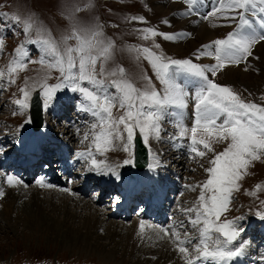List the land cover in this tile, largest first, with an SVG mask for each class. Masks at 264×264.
I'll return each mask as SVG.
<instances>
[{
  "label": "rangeland",
  "instance_id": "1",
  "mask_svg": "<svg viewBox=\"0 0 264 264\" xmlns=\"http://www.w3.org/2000/svg\"><path fill=\"white\" fill-rule=\"evenodd\" d=\"M218 6L219 0H197L191 14L184 15L188 11L185 0H0V40L4 42L3 50L0 51V70L5 72L4 77L0 78V139L2 136L6 137L8 139L7 146L9 145V148H6L5 145L4 151L16 149V155H19L21 148L30 143L39 142L38 147L43 145L52 147L53 145L50 143L52 140H56L61 141L67 149L74 150L77 157L80 152H84L83 155L80 154L79 164L73 170V173L78 174L77 179L65 183L61 179L59 184L62 185L49 189L64 195H56L57 197L51 200L49 196L51 193L47 194L49 190L45 189L44 191L43 188L32 182L33 180L30 182L22 181L21 183V187L25 191L28 192L31 188H35L40 195L44 194L43 197L41 195V199L45 196L52 201V207L56 210H54L56 215L51 217L54 218L52 221L54 223L49 222L47 225H43L38 222L39 225H35L34 222L20 221L15 219L14 215L16 216V214L14 212L12 217L7 213L6 207L4 209L0 205V264H138L136 260L140 256L142 257H140L141 260L151 259V262L146 261V259L142 260L140 264H157L160 259L161 263L168 264V261H165L168 257L162 255V250L167 247L176 248V245L172 246L171 238L168 236L165 238L164 234L159 231L161 226L147 216H138L137 212L146 211L145 208L147 203L151 201L152 194L159 193L164 197L169 195L168 198L171 200L165 203L166 208L172 205L171 210L174 209V214L170 216L173 219L163 222L165 225L163 228L170 231L175 228L180 232L181 237L187 232L193 238V243H196L199 233L189 223V218L194 217V213H187L183 210L193 207L191 203L194 197L198 200L201 190L198 186L208 179L209 174L205 169L211 166L209 160L214 156L213 153L209 152L201 158L192 153L190 144L186 145V141L190 138L180 137L167 112L160 121V138L156 139L154 136H150L147 144L142 140L149 154L147 171L135 172L132 163L124 164L125 160H133L134 145L129 151H125L124 143L126 140L116 139L112 145H102L101 150H97L93 137L101 130L99 118L82 110L87 101H84L79 92H73L70 88L56 92L51 101L58 103H54L48 110L43 111L44 127L40 130V134L32 135L29 106L22 109L15 101L24 98L21 89H26L30 96L38 91L42 102H44L42 89L39 85L42 83L48 85L59 83L60 73L46 66L52 58L44 55L39 44L31 42L37 39V33L33 31L26 34L22 25H17L13 17L19 16L21 19L32 17L38 25L47 29L57 41H60L62 36L69 34L71 30L69 16L72 14H74L75 20L84 26L99 25L104 36L115 44L114 57L106 64V69L112 70L123 67L127 79L137 88L143 89L147 86L148 81L145 79L147 77L150 78L156 90L161 91L163 85L157 79L149 61L143 56L137 59L136 53L130 52L129 49L147 47L153 52L171 59H190L196 64L215 65L217 62L214 57L200 55L197 58L206 46L205 42L203 43L198 39L199 27L204 26L212 33L213 38L208 42L210 45L215 40L225 39L229 33L236 32L238 26V20L224 18L225 16L236 15V12H224L217 14V16L204 18ZM77 9L80 10L76 11ZM259 15L264 14L258 13ZM133 17H142L144 22L139 19L134 20ZM195 18L198 20V24L188 28L185 25L187 21L195 20ZM257 18L252 17L251 19L257 32H262L264 30H261L259 25L255 23ZM145 28H153L158 33L172 34L177 38L166 40L163 36L157 35L143 39L144 33L141 30ZM69 43L74 44L75 41H69ZM262 43L263 45H261ZM154 44H159L160 47L155 48ZM256 44L252 47V54L245 61L238 65L230 64L234 68H232L234 71L232 77L226 78V76L220 75L221 70H218L214 77L211 73H208V76L215 83L230 87L246 102H254L264 106V57L262 54H258V50H256L260 48L258 45L264 48V40ZM21 46L27 52L24 61L26 69L18 70L10 78L7 74V68L13 59L18 58L16 50ZM42 58L45 60L44 64L28 62L40 61ZM97 71H99V65H97ZM180 75L181 77L186 76L183 73ZM10 79L14 80V83L10 82ZM84 86L91 88L87 82L84 83ZM196 86L199 85L195 84L194 87ZM108 92L117 94L114 88H109ZM30 101L31 97L28 100V105H30ZM57 105L58 107L62 106V111L66 110L67 107L74 109V113L78 115L77 124L70 126L66 120L56 117L57 112L55 115L53 112L50 116L51 110L53 111ZM112 114L118 119L124 115V109L117 105L112 109ZM94 125H96L95 128ZM47 137L51 140L46 139ZM177 138H181V140ZM212 146L215 152L219 153L227 147V142L213 143ZM89 152L93 154L89 156ZM74 154L70 152L71 156ZM93 157L104 162L101 165L104 172H97L93 168L91 163ZM156 161L157 163H155ZM149 165H153V167L150 168ZM108 168L113 171H108ZM149 173H153L154 181L152 177H149ZM248 173L238 182L239 190L232 192L228 210L221 213L220 222L235 220L237 227L243 229L232 247L252 243L244 247H247L249 251L243 250L241 256L233 259L234 262L246 263L247 259L252 258L251 260H259V264H264V260H262L264 258V237L262 236L264 232L261 228L264 225V220L257 214L258 212L264 213V158L254 161L248 169ZM142 183L149 184V186L150 183L152 184L148 189L143 188L146 191L145 196L141 198L142 202L133 206L131 208L132 213L129 215H116L115 210L120 208V212L123 213L127 209L124 205L127 203L126 201L120 207L119 205L123 202L128 187L135 184L138 187H148L146 184L142 186ZM95 185L105 188L97 190ZM257 185L262 187L257 190ZM10 187L12 189L15 186ZM87 187L91 189L84 192V188ZM59 188H67L70 191H61ZM151 189H155L157 192L153 193ZM5 190L8 189L5 188L3 191L5 192ZM70 195L74 197L71 198ZM15 196H18V193ZM26 196L30 197L31 195L27 194ZM29 200L26 198L24 201L29 203ZM46 200L43 201L47 203ZM77 200L82 202L79 203ZM44 209L50 213V207L44 206ZM129 212L130 209L127 214ZM236 218L240 219L237 220ZM91 220L97 222L95 227L100 225L98 230L91 228L92 225H88ZM142 221L145 224L144 233H138L133 227H136L138 223L141 225ZM148 225H152V227L149 228ZM87 226H89L88 229L90 230L88 231L91 235L89 240L85 239V242L89 241L90 246L76 244L77 240L71 241L66 237L70 232H77L74 235L79 238L82 237ZM109 231L112 234L115 233L116 237H111ZM145 233L152 234V237L156 233L157 238L161 241L158 242L159 248L153 251L154 253H149L150 255L145 251V248L150 249L146 246ZM161 237L163 238L161 239ZM163 247L164 249H162ZM136 252L138 253L136 254ZM183 263L186 264L185 259Z\"/></svg>",
  "mask_w": 264,
  "mask_h": 264
},
{
  "label": "snow or ice",
  "instance_id": "2",
  "mask_svg": "<svg viewBox=\"0 0 264 264\" xmlns=\"http://www.w3.org/2000/svg\"><path fill=\"white\" fill-rule=\"evenodd\" d=\"M185 3L188 5V11L184 15L191 14L197 0H185ZM224 12H236V15L224 18L238 20L237 31L229 33L225 39L215 40L205 46V49L211 50L200 52L197 56V58L200 55L214 57L217 62L215 65L196 64L190 59H171L147 47L129 49L130 52L136 53L137 59L143 56L149 61L157 79L163 85L162 92L156 90L150 78L145 77L148 84L141 89L127 79L123 67L106 69V64L114 57L115 44L104 36L101 26H84L76 21L72 14L69 16L71 22L69 34L57 41L32 17L24 19L19 16L13 17L17 25H22L26 34L33 31L37 33V39L31 42L39 44L44 55L52 58L46 66L60 73L59 83L39 85L44 96L45 108L61 89L70 88L73 92H79L84 101H87L82 110L90 112L100 121L101 130L93 137L98 151L101 150L102 145H112L116 139L126 140L124 150L129 151L137 129L145 144L150 136L159 139L160 121L168 109L187 107L189 93L177 82V74L183 73L197 78L199 86L194 94V124L190 129L182 124L178 127L181 138H190L192 153L201 158L209 152L214 154L209 160L211 166L205 169L209 177L198 186L201 190L197 203L191 208L184 209L187 213H194V217L189 218V223L197 229L199 238L193 243V238L187 232L181 237L180 232L175 228L171 231L167 228L159 230L164 236L171 238L172 243L176 245V251L182 254L186 264H198V262L229 264L234 258L243 254V244L232 247L243 229L237 227L235 220L220 222V216L222 212L228 210L232 192L239 190L238 182L249 174L248 169L253 162L264 158V106L246 102L230 87L217 84L208 76V73L213 77L216 76L217 71L228 64L238 65L245 61L252 54V47L264 40V31L257 32L251 19L258 17L255 23L264 30V15L258 16V13L264 14V0H219V6L204 18ZM132 19L144 22L142 17ZM141 31L144 33L143 39L157 35L163 36L166 40L177 38L172 34L158 33L153 28H145ZM3 47L4 42L0 40V51ZM154 47L160 46L154 44ZM16 51L18 58L13 59L7 68L10 78L18 70L26 69L24 61L27 52L23 46ZM28 62L44 64L45 60L42 58L40 61ZM4 75L5 72L0 70V78ZM10 82L14 83V80L10 79ZM85 82L91 85V88L85 87ZM109 88H114L117 94L109 93ZM21 92L24 98L16 100L15 103L24 109L29 106L30 93L26 89H21ZM117 105L124 109V115L118 119L112 114V109ZM93 127L95 128L96 125ZM85 138L87 139V136ZM223 142H227V147L224 151L216 153L213 143ZM88 155L91 156L92 153L89 152ZM91 163L97 172H104L101 168L103 161H97L93 157ZM130 163L132 160L124 161V164ZM108 171L113 170L108 168ZM7 182L9 186L22 183L11 175L7 176ZM36 184L40 187H52L42 179H38ZM261 187L257 185V190ZM61 191L68 192L70 189L65 188ZM3 195V190H0V197ZM257 214L264 220V213ZM148 227L151 228L152 225ZM144 229L145 224L142 221L140 232L143 233Z\"/></svg>",
  "mask_w": 264,
  "mask_h": 264
},
{
  "label": "bare ground",
  "instance_id": "3",
  "mask_svg": "<svg viewBox=\"0 0 264 264\" xmlns=\"http://www.w3.org/2000/svg\"><path fill=\"white\" fill-rule=\"evenodd\" d=\"M175 9V8H174ZM165 13V12H164ZM176 14V13H175ZM196 23L198 24V20L195 18V20H191V21H187V23L185 24L186 26H188V28H190V27H193V26H195L196 25ZM198 34H199V36H198V39L200 40V41H202L203 43L205 42L206 43V46L207 45H209V41H211V38H213L211 35H212V33L209 31V30H207L206 28H204V26H202V28L201 27H199V29H198ZM260 44V43H259ZM257 45V44H256ZM261 45H263V43L261 44ZM261 45H258V47H260L259 49H256V50H258V54H262V57H264V48H262V46ZM190 46V45H189ZM205 48V47H204ZM177 49V48H176ZM206 50H209V49H203V52L204 51H206ZM211 61H214L213 59H211ZM233 67H231L230 66V64H229V66H226V67H224L222 70H221V74L220 75H224V76H226V78H230V77H232V75H234L233 73H234V71H233V69H232ZM240 68V67H239ZM243 68V67H242ZM240 71V70H239ZM238 72V71H237ZM239 74V73H238ZM184 75H186V74H184ZM185 77V78H184ZM184 77H181V75L180 74H177V77H176V79H177V82L178 83H180L184 88H185V90L189 93V96L187 97V107L186 108H184V109H179V108H170V109H168V114L167 115H169L170 116V120H171V123L173 124V127L176 129L177 128V130H178V132H180V129H179V127H178V125H184V126H186V127H188L189 129L193 126V124H194V113H195V100H194V91L196 90V88H197V86L196 87H194L195 86V84L196 85H199V84H197L198 83V80L196 79V78H194V77H191V76H184ZM163 91V89L161 90V92ZM39 101H41V104L43 103L42 102V100H40L39 99ZM32 100L30 101V105H29V113H31L32 111L30 110L31 109V107H32ZM43 111L44 110H40V111H38V112H36L35 113V115L36 116H34V117H31L30 116V122H35V123H42V122H44V117H43ZM60 111V109H59V107H58V105H57V107H55V108H53V111L51 110V112H50V116H51V114L53 113V112H57V115H58V112ZM47 116V115H46ZM50 120H51V118L50 117H48ZM66 120V119H65ZM40 121V122H39ZM68 123V122H67ZM42 127H43V125L41 126V129H42ZM64 127H66V126H64ZM46 131H47V133H49L48 132V130L46 129ZM42 136V135H41ZM73 137V136H72ZM176 137V136H175ZM39 138H41L42 139V137H39ZM48 138V137H47ZM74 138V137H73ZM172 139V138H171ZM177 139H179V140H181V138H177ZM50 140H51V138H50ZM143 140V139H142ZM185 140V139H184ZM190 140V139H189ZM189 140H185L186 141V145H189L190 144V141ZM49 141V140H48ZM58 143H60L59 141H56V140H52V142L50 143L51 145H53L54 146V144L55 145H57ZM182 143V142H181ZM32 144V146H30V147H28L27 149L28 150H32V152H35L36 150H37V148H39L41 151H42V153L41 154H45V153H47V154H45V156L46 157H49L50 158V156H52L53 157V153H55L54 151H53V148L52 147H49V146H47V147H45L46 145H43V146H39L38 147V144H39V142H37V143H31ZM49 144V145H50ZM64 145V144H63ZM68 146V145H67ZM170 146V145H169ZM185 146V145H184ZM26 147V146H25ZM25 147H23V148H25ZM36 147V148H35ZM45 147V148H44ZM44 149H46V151H44ZM48 150V151H47ZM177 150H178V148H177ZM38 151V150H37ZM182 151V150H181ZM92 153V152H91ZM93 154V153H92ZM179 154V153H178ZM60 157H63V153H61V156ZM155 159V158H154ZM54 160V159H53ZM97 161L99 160V159H96ZM153 160V159H152ZM156 160V159H155ZM69 162H70V160H69ZM147 163H148V160H147ZM155 163H157V161L155 162ZM158 165V164H157ZM138 171H140V170H138ZM149 172H151V171H149ZM148 173V172H147ZM73 174V173H72ZM105 174V173H104ZM150 174V175H149ZM148 175H149V177H152L153 179V181L155 180V177L154 176H152V174L153 173H149ZM3 177V178H2ZM159 178V177H158ZM92 183H93V181H92ZM94 184V183H93ZM38 187H40L39 185H37ZM152 186V184L150 183V187ZM5 188H7L8 190H5V192L3 191V193H4V195L2 196V197H0V205H2L3 206V208L5 209V207H6V211H7V213H9L11 216H12V213L14 212L15 214H16V216L14 215V217H16L15 219H17V220H20V221H23V220H25L26 222H34V224L35 225H39L38 224V222H40L41 224H43V225H47L49 222H51V223H54V222H52L53 220H54V218H51V217H53V216H55L56 214H55V212H54V208L52 207L53 205L51 204V200H53V198L54 197H57L56 195H64L63 193H55L54 191H51V190H49V192L47 193V194H49V193H51V194H49V196L51 197V200L50 199H47V198H45V196H44V198L43 199H41V195L38 193V191H37V189H35V188H31L30 189V191H25V189L23 188V187H21V184L20 185H16L15 187H13L12 189H11V187L9 186V184L5 181V177L4 176H0V190H4ZM78 188V187H77ZM87 188H89V187H87ZM87 188H84V190H86ZM140 189V187H138V185H131L130 187H128V189L127 190H130V193H128L127 194V199H129V200H127L126 202H127V204H128V206L126 207L127 209L125 210V211H123V213H121L120 212V210L119 209H117V210H115L114 211V213L116 214V215H122V214H125V215H129L130 214V212L127 214V211H129V205L131 204V203H133V202H135L134 200H135V197L133 198V199H131V195L132 194H136V192L138 191ZM13 190H15V191H13ZM155 190V189H154ZM44 191H45V189H44ZM82 191V190H81ZM155 192H157V190H155L154 191V193ZM16 193H18V196H15V194ZM43 193V192H42ZM162 193V192H161ZM27 194H30L31 196L29 197V196H26ZM46 194V193H45ZM44 195V194H43ZM43 195H42V197H43ZM155 197H160V198H162V197H164V195H162L161 196V194H159V193H156V194H153ZM26 196V197H25ZM69 196V195H68ZM49 197V198H50ZM70 197L72 198V197H74L73 195H70ZM26 198H29L30 200H29V203H25V199ZM165 198V197H164ZM50 200V201H47V200ZM74 199H76V198H74ZM143 199H145V198H143ZM46 200V202L47 203H45L44 201ZM73 200V199H72ZM147 200V199H146ZM62 201V200H61ZM77 201H79V200H77ZM81 201V200H80ZM80 201H79V203H80ZM197 201L198 200H196L195 199V197L192 199V203H191V205L193 206L194 205V202H196L197 203ZM73 202V201H72ZM82 202V201H81ZM63 203H64V201H63ZM74 203V202H73ZM145 203V202H144ZM154 203L156 204V206H153L152 207V205H150L149 203H147V209L148 210H153V208L156 210V212H155V214H157L156 216L157 217H163V207H159L158 208V205H160L161 204V201H158V200H156V201H154ZM46 204H48V205H46ZM68 204H69V202H68ZM76 204V203H75ZM89 204V203H88ZM153 204V203H152ZM61 205V204H60ZM44 206H47V207H50V209H49V211H50V213H47L46 212V209H44ZM69 206V205H68ZM76 206V205H75ZM55 207V206H54ZM92 207V206H91ZM71 209V208H70ZM78 209V208H77ZM76 209V210H77ZM66 210V209H65ZM89 210V209H88ZM2 211H4V210H2ZM56 211V210H55ZM64 211V210H63ZM67 211V210H66ZM69 211V210H68ZM184 211V210H183ZM60 212V211H59ZM98 212V211H97ZM102 212V211H101ZM13 213V214H14ZM99 213V212H98ZM9 214H7V215H9ZM64 214H66V212H64ZM71 213L69 212V215H70ZM97 214V213H96ZM104 214V213H103ZM147 214V213H146ZM3 215V214H2ZM6 215V216H7ZM9 215V216H10ZM13 217V216H12ZM50 217V218H49ZM100 217V216H99ZM74 218V217H73ZM96 218V217H95ZM10 219H12V218H10ZM102 219V218H101ZM96 220V219H95ZM10 221V220H9ZM62 221V220H61ZM74 221V220H73ZM10 223V222H9ZM18 223V222H17ZM22 223V222H21ZM69 223H70V221H69ZM70 224H72V223H70ZM95 224H97V222L96 221H94V220H91V221H89L88 222V225L90 226V225H92L91 226V228L93 227L94 229L96 228L97 230H98V227L100 226H96L95 227ZM34 225V226H35ZM62 225V224H61ZM65 225V224H64ZM33 226V227H34ZM68 226V225H67ZM89 226H87L86 227V232H85V234H83L82 235V237H78V236H76V235H74V234H77V232H70L69 234H67V238H69V240H71V241H75V240H77V242H76V244H86V245H88V246H90V243H89V241H86L85 242V239H90V235H91V233H90V231H88V230H90V229H88L89 228ZM140 226L141 225H139V223L137 224V226L136 227H133V228H135L136 229V231L138 232V233H140ZM32 227V226H31ZM132 228V229H133ZM183 228V227H182ZM79 229V228H78ZM84 229V228H83ZM128 229V228H127ZM69 230V229H68ZM119 231V230H118ZM124 231V230H123ZM66 233V232H65ZM67 233H68V231H67ZM81 233V232H80ZM109 233H111L110 231H109ZM124 233V232H123ZM144 233V232H143ZM151 233V232H150ZM108 235V234H107ZM116 234L114 233V234H112L111 233V237H116L115 236ZM144 235H146V237H144V239H145V242H147L146 243V246H148V248H150V249H146L145 248V251L149 254H151V253H154L153 251H156L158 248H159V239L157 238V234L156 233H154V237H152V234L151 235H148L147 233H145ZM143 235V236H144ZM94 237V236H93ZM165 237V236H164ZM165 238H167V237H165ZM170 238V237H169ZM96 239V238H95ZM109 239V238H108ZM162 239V238H161ZM67 240V239H66ZM167 240V239H166ZM170 240V239H169ZM161 242V241H160ZM170 242V241H169ZM168 242V243H169ZM166 243V242H165ZM172 243V242H171ZM248 244H252L251 242L250 243H248ZM248 244H246V243H244V247L245 246H247ZM119 245H120V243H119ZM163 245V244H162ZM82 246V245H81ZM168 246V245H167ZM172 246H174V244L172 245ZM124 247V246H123ZM176 247V246H175ZM252 247H253V245H252ZM86 248V247H85ZM91 248V247H90ZM140 248H141V246H140ZM249 248H251L250 246H249ZM162 249H164V247L162 248ZM113 250V249H112ZM117 250V249H116ZM144 250V249H143ZM244 250L246 251V252H248L249 250L247 249V247L246 248H244ZM135 251V250H134ZM137 251V250H136ZM142 251V250H141ZM252 251V250H251ZM251 251H250V253H251ZM128 253V252H127ZM132 253V252H131ZM138 252H136V254H137ZM143 253H145V252H143ZM162 255L164 256V257H168V258H166L165 259V261L167 262L168 261V264H184L183 263V261H184V259L182 258V254H180L178 251H176V248H170V247H167L165 250H162ZM249 253V254H250ZM126 254V253H125ZM133 254V253H132ZM135 254V253H134ZM149 254V255H150ZM156 254V253H155ZM248 254V255H249ZM141 255H142V253H141ZM247 255V256H248ZM111 256V255H110ZM148 256V255H147ZM155 256V255H154ZM134 257V256H133ZM141 257V256H140ZM140 257H138L137 258V263L138 264H140V263H142V260H141V258ZM157 257V256H156ZM132 258V257H131ZM157 258H162V257H157ZM146 259V261H148V262H151V259L150 260H148V258H145ZM144 259V260H145ZM252 259V258H251ZM143 260V261H144ZM262 260H264V258L262 259ZM153 263V262H152ZM164 263V262H163ZM163 263H161V259H160V261L157 263V264H163ZM235 264H241L239 261H236V262H234ZM147 264V263H146Z\"/></svg>",
  "mask_w": 264,
  "mask_h": 264
},
{
  "label": "water",
  "instance_id": "4",
  "mask_svg": "<svg viewBox=\"0 0 264 264\" xmlns=\"http://www.w3.org/2000/svg\"><path fill=\"white\" fill-rule=\"evenodd\" d=\"M35 99H33L31 114L32 117L36 116L35 113L41 110L40 102L37 100V94L34 95ZM40 122V121H39ZM35 123V122H34ZM40 123H35V127L39 126ZM135 141V166L138 169H142L147 164L146 157V148L144 147L138 132H136V136L134 138Z\"/></svg>",
  "mask_w": 264,
  "mask_h": 264
}]
</instances>
